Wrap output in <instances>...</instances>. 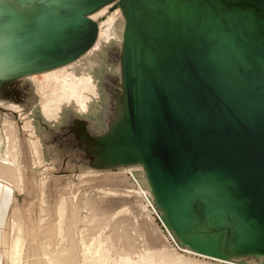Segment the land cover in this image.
<instances>
[{
    "label": "water",
    "instance_id": "95a60500",
    "mask_svg": "<svg viewBox=\"0 0 264 264\" xmlns=\"http://www.w3.org/2000/svg\"><path fill=\"white\" fill-rule=\"evenodd\" d=\"M108 6L120 92L92 167L140 165L180 247L264 259V0H0V92L87 54Z\"/></svg>",
    "mask_w": 264,
    "mask_h": 264
},
{
    "label": "rangeland",
    "instance_id": "374dc122",
    "mask_svg": "<svg viewBox=\"0 0 264 264\" xmlns=\"http://www.w3.org/2000/svg\"><path fill=\"white\" fill-rule=\"evenodd\" d=\"M91 18L98 35L87 54L1 89L3 264H12L19 236L20 264H264L254 257L215 261L180 247L158 219L140 165L92 167L86 134L104 133L117 110L123 19L111 6ZM61 99L57 116H47L46 105Z\"/></svg>",
    "mask_w": 264,
    "mask_h": 264
},
{
    "label": "bare ground",
    "instance_id": "6f19581e",
    "mask_svg": "<svg viewBox=\"0 0 264 264\" xmlns=\"http://www.w3.org/2000/svg\"><path fill=\"white\" fill-rule=\"evenodd\" d=\"M100 38V37H99ZM68 68V67H67ZM73 76H71V78H72ZM48 78V77H47ZM54 78V77H53ZM59 80V79H58ZM72 80H74V79H72ZM65 82V81H64ZM70 82H71V80H70ZM78 82V81H77ZM87 82H89V81H87ZM73 83V82H72ZM85 83V82H84ZM84 83H82L84 86H85V84ZM66 84V83H65ZM87 85V84H86ZM87 86H89V84L87 85ZM75 87H76V85H74V90H75ZM63 88V87H62ZM61 88V89H62ZM82 88V87H81ZM71 89V88H70ZM69 89V90H70ZM78 88H76V90H77ZM68 90V89H67ZM82 90V89H81ZM80 90V91H81ZM63 91V90H62ZM64 92V91H63ZM65 92H66V90H65ZM65 92L63 93L64 95H65ZM58 93H60V91L58 92ZM77 93V92H76ZM56 94V93H55ZM47 95V94H46ZM53 95V94H52ZM60 95V94H59ZM58 95V96H59ZM68 95V94H67ZM67 95L66 96H63V97H67ZM57 96V95H56ZM62 97V96H61ZM62 97V98H63ZM75 97V96H74ZM79 97V96H78ZM54 98V97H53ZM47 99H48V95H47ZM60 99V98H59ZM72 99V97H71V93H70V95H68V97L67 98H64V100H66L65 102H70V100ZM74 99V98H73ZM43 100V99H42ZM49 100L50 99H48L47 101H48V103H49ZM64 100L63 99H61L58 103H56V105L55 106H48V105H46V107L47 108H45L47 111V113H46V115L47 116H50V115H52V117L54 118V117H56L57 116V114H58V112H59V110H60V106H61V104H63L64 103ZM78 100H79V98H78ZM46 101V102H47ZM77 101V100H76ZM45 102V101H44ZM45 102V103H46ZM82 102V101H81ZM44 103V104H45ZM78 103V102H77ZM83 103V104H82ZM81 104H82V108L84 109V107H85V105H84V102H82ZM47 104V103H46ZM50 104V103H49ZM53 104H54V102H53ZM52 104V105H53ZM79 105H80V102L78 103ZM43 107V106H42ZM39 152L40 151H38V155H39ZM37 154V153H36ZM41 154V153H40ZM41 158V157H40ZM41 160V159H40ZM20 237V236H19ZM17 238L16 240H15V245H14V253H13V255H12V257H11V263L12 264H20V262H19V259H20V257H18V255H19V252H20V250H21V243H20V238ZM22 242V241H21ZM21 253V252H20ZM195 253V252H194ZM196 254V253H195ZM197 255H199V254H197ZM200 256H202V255H200ZM203 257H206V256H203ZM207 258H210V257H207ZM211 259H213V260H215V261H223V260H219V259H214V258H211ZM227 260H225V262H226ZM228 261H230V260H228ZM227 261V262H228Z\"/></svg>",
    "mask_w": 264,
    "mask_h": 264
},
{
    "label": "crops",
    "instance_id": "0c3cea01",
    "mask_svg": "<svg viewBox=\"0 0 264 264\" xmlns=\"http://www.w3.org/2000/svg\"><path fill=\"white\" fill-rule=\"evenodd\" d=\"M7 195V191H2V189H0V204L2 205V202L5 201V196ZM5 209L2 208V211L0 212V224L3 223V221H1L2 219L5 218L4 215ZM1 226V225H0ZM1 237V236H0ZM1 239V238H0ZM4 260L2 258V255L0 254V264H3Z\"/></svg>",
    "mask_w": 264,
    "mask_h": 264
},
{
    "label": "flooded vegetation",
    "instance_id": "af4514ba",
    "mask_svg": "<svg viewBox=\"0 0 264 264\" xmlns=\"http://www.w3.org/2000/svg\"><path fill=\"white\" fill-rule=\"evenodd\" d=\"M101 135V134H100ZM92 136V135H91ZM96 137V136H95ZM34 147H35V150H36V153H37V157H38V151H40L39 150V148H40V145L36 142V143H34Z\"/></svg>",
    "mask_w": 264,
    "mask_h": 264
}]
</instances>
